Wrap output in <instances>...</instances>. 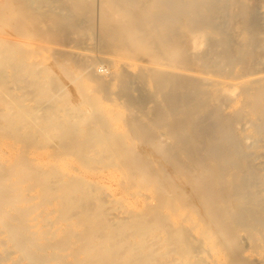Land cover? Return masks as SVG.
Listing matches in <instances>:
<instances>
[{
  "label": "bare ground",
  "instance_id": "bare-ground-1",
  "mask_svg": "<svg viewBox=\"0 0 264 264\" xmlns=\"http://www.w3.org/2000/svg\"><path fill=\"white\" fill-rule=\"evenodd\" d=\"M262 7L0 0V264H264L248 124L222 113L240 88L264 116Z\"/></svg>",
  "mask_w": 264,
  "mask_h": 264
},
{
  "label": "rangeland",
  "instance_id": "rangeland-1",
  "mask_svg": "<svg viewBox=\"0 0 264 264\" xmlns=\"http://www.w3.org/2000/svg\"><path fill=\"white\" fill-rule=\"evenodd\" d=\"M264 10V8L262 7L261 8V10ZM262 10V16H263V14H264V11ZM263 19H264V16L262 17ZM264 21V20H263ZM213 42V41H212ZM211 42V43H212ZM54 43V42H53ZM58 42H56V44H57ZM216 43V42H215ZM215 43L213 42L212 44H214L215 45ZM41 44H43V45H45V47H43V48H37V50L33 53V55H31V61L33 62V63H35L36 65H38L39 67H40V69H42V70H45L47 67H49V68H55V62H54V59H53V57L51 56V54H50V52L47 50V48H46V46H48L49 45V43H42L41 42ZM217 44V43H216ZM55 45V44H54ZM212 46V50H209V48L208 47H206L205 49H206V51L205 52H210V51H215V49H214V47L216 46ZM218 46L219 45H217L215 48L217 49L218 48ZM222 47V46H221ZM218 49H220L221 50V48L219 47ZM218 49H217V51H218ZM223 49V48H222ZM209 50V51H208ZM220 50L218 51L219 53H220ZM224 50L225 49H223V52L221 53L223 56H224ZM216 52V51H215ZM208 53L206 54V55H208ZM214 53V52H213ZM217 53V52H216ZM219 53H217V55L219 54ZM213 56V57H212ZM216 56V55H215ZM208 57H210V55L209 56H207V58ZM215 57H214V55H212V53H211V57H210V59H212V62L214 63H216V60H218V59H216V60H213ZM227 61V59H225L224 60V62L222 63V64H220L221 62H218V63H216L215 65H217V70H216V68H214L215 66H212V67H210V70H211V72H208V73H213L212 75L214 76V75H218V77H220L219 76V74L218 73H221V72H223V73H221L222 75L223 74H225V76L227 77V75H228V77H230L231 75H232V63H230V61H229V63L228 62H226ZM218 64L222 67H227V65L229 64V66L226 68V69H224L223 67V70L222 71H218V70H221L222 68L220 67V66H218ZM225 65V66H224ZM233 66H234V64H233ZM231 67V68H230ZM221 68V69H220ZM209 69V68H208ZM206 70V71H210V70ZM214 69V72H212V70ZM230 69V70H229ZM262 69H264V64H263V62H260V63H258L257 64V66H256V70L257 71H261ZM55 70V69H54ZM53 70V72H55ZM228 70L229 71H231L230 72V74L231 75H229L228 74ZM216 71H217V73H216ZM225 71V72H224ZM59 73V72H58ZM57 73V74H58ZM215 73V74H214ZM57 74H55V75H57ZM210 74V75H211ZM60 76V75H59ZM215 76V77H216ZM55 78H57L56 76H54ZM228 77L226 78V79H228ZM234 76H232L231 77V79L233 78ZM222 78H224V76H222ZM225 79V78H224ZM65 80H66V78H65ZM230 80V79H229ZM68 81V80H67ZM241 89L240 88H237L236 89V93H239V95L238 96H232V97H236L235 99H232L230 96H229V98H230V102H229V100L228 101H225V103L224 104H226V105H224V112H222L223 113V115H225V116H227L228 114V116H230V118H231V116L232 117H234L233 119H237V121L235 120V122H238V123H236V125H237V128L239 129L238 130V132H241V131H243V130H241L242 128H244L247 124V131H248V133H247V131H246V133L245 134H248L247 136H250V139H252V140H248V143H245V149L247 150V151H250V152H247L246 154V159H245V163H249L251 166H252V168H253V170H255L256 172L257 171H259V174L261 173V179H260V182L257 184V185H255V189H254V191H256L257 192V195L259 196V198H260V200H261V202H262V204L264 205V116L263 115H261V114H256L257 112L256 111H254V110H252L251 108L250 109H248L247 107V105L245 104V105H243V102L242 103H240L239 101H242L243 99L245 100V98H244V96H242L241 97V91H240ZM235 94V93H234ZM30 98H29V102L28 103H30L31 105H33L34 103L31 101V99H32V96H29ZM227 98V97H226ZM225 98V99H226ZM242 98V99H241ZM224 99V100H225ZM253 99H254V97H253ZM253 99H252V102L251 103H254V101H253ZM227 100V99H226ZM232 100H237L236 102L234 101V102H231ZM254 100H256V98L254 99ZM246 101H248L247 100V98H246ZM245 101V102H246ZM33 103V104H32ZM234 103V104H233ZM251 103H250V105H251ZM46 104V105H45ZM45 104H43V106H49L51 103H48V102H46ZM232 104V105H231ZM235 104H237V105H235ZM240 105H241V107H240ZM249 105V106H250ZM228 106H230V107H232V108H230V107H228ZM237 106H238V108L239 109H237ZM245 106H247V107H245ZM234 108H236L237 109V112L235 111L236 109H234ZM244 110H242V109ZM225 109H227V110H225ZM230 110H234L236 113H237V115L235 114V112L233 111H230ZM246 110V111H245ZM249 110H252L253 112L252 113H255L254 115L252 114L251 115V111H249ZM225 111L227 112L226 114H225ZM229 112V113H228ZM230 112H232L231 114H230ZM240 113V114H239ZM263 116V117H262ZM232 119V118H231ZM244 123H245V126H243L244 125ZM247 123V124H246ZM243 124V125H242ZM261 124H263L262 126V130L261 131H259L257 128V126H260ZM237 128H236V131H237ZM258 130V133L256 132ZM245 132V131H244ZM260 132V133H259ZM242 135H243V132L241 133ZM259 134H260V136H259ZM256 135V136H255ZM245 136V135H244ZM256 137V138H255ZM262 140H261V139ZM255 139H258V140H255V143H253V141ZM257 141V142H256ZM247 142V141H246ZM257 143V144H256ZM247 144V145H246ZM53 145V144H52ZM258 145V146H257ZM248 146H249V149H248ZM251 147H253V148H251ZM47 148H48V146H47ZM251 152L253 153V154H251ZM250 153V154H249ZM252 155V157L251 158H249L250 156ZM249 159V160H248ZM76 159H75V157H73V158H71V159H69V161H72L73 163H75V164H77V165H79V163L78 162H76L75 161ZM80 167V166H79ZM74 171V170H73ZM107 172V171H106ZM76 173V172H75ZM78 173V172H77ZM117 181H111V180H107V181H105V183H106V186L107 187H109V192L111 193V191H112V193H113V195H116V197H122L123 196V194H122V189H120L119 188V184H117L116 183ZM110 188L112 189L111 191H110ZM118 194V195H117ZM121 194V195H120ZM245 233V232H244ZM245 236L247 235L246 233L244 234ZM245 245H248V242L246 243V241H245V243H244ZM244 245V246H245ZM249 250V252H248V254L250 253V251L252 252V250H253V248H251V249H248ZM247 253V252H246Z\"/></svg>",
  "mask_w": 264,
  "mask_h": 264
}]
</instances>
